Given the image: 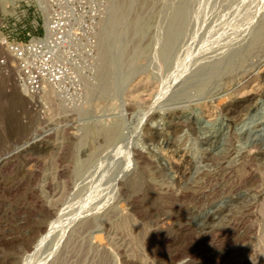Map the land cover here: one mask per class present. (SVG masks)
Masks as SVG:
<instances>
[{"label": "rangeland", "instance_id": "obj_1", "mask_svg": "<svg viewBox=\"0 0 264 264\" xmlns=\"http://www.w3.org/2000/svg\"><path fill=\"white\" fill-rule=\"evenodd\" d=\"M43 7L0 0V60L96 11V62L37 95L0 67V264H264V0Z\"/></svg>", "mask_w": 264, "mask_h": 264}, {"label": "built area", "instance_id": "obj_2", "mask_svg": "<svg viewBox=\"0 0 264 264\" xmlns=\"http://www.w3.org/2000/svg\"><path fill=\"white\" fill-rule=\"evenodd\" d=\"M46 2L37 0L36 13L45 12ZM58 3L68 8L75 0H58ZM101 19L99 12L93 11L87 19L80 14L69 24L70 17L59 12L46 20L43 36L28 33L26 38L19 39L3 34L2 45L12 59L17 83L29 94L37 95L47 88H66L69 81L80 80L85 70L92 73ZM79 29L81 32H77ZM4 66L7 61L1 59L0 67Z\"/></svg>", "mask_w": 264, "mask_h": 264}, {"label": "bare ground", "instance_id": "obj_3", "mask_svg": "<svg viewBox=\"0 0 264 264\" xmlns=\"http://www.w3.org/2000/svg\"><path fill=\"white\" fill-rule=\"evenodd\" d=\"M117 14V13H116ZM115 17V16H114ZM120 17V16H119ZM115 21V20H114ZM116 23V22H115ZM114 24V23H113ZM140 27V26H139ZM140 31V30H139ZM105 34V33H104ZM136 34V33H135ZM119 36V35H118ZM104 38H105V36H103ZM110 37V36H109ZM120 38V37H119ZM116 39V38H115ZM117 40V39H116ZM111 41H112V39H111ZM120 41V40H119ZM106 42V41H105ZM121 42V41H120ZM117 44V43H116ZM121 44H122V42H121ZM105 50V49H104ZM104 54V53H103ZM6 59H7V61L9 60V62L10 61H12V59L8 56V55H6ZM7 64H8V62H7ZM10 69H11V72H12V74L14 73V70L11 68V66H10ZM102 71V70H101ZM106 78V77H105ZM22 87V86H21ZM23 88V87H22ZM24 89V88H23ZM52 90V89H51ZM24 91H26L25 89H24ZM27 92V91H26ZM49 97V96H48ZM242 103V102H241ZM241 103L240 102H236L235 104L239 107L240 105H241ZM247 106V105H246ZM242 107V106H241ZM225 108V107H224ZM227 108H229V106L227 107ZM245 111V110H244ZM205 133V132H204ZM205 135H206V139H205V141L207 140V141H211L213 138H215V135H214V133L213 132H211V131H208V132H206L205 133ZM207 143V142H206Z\"/></svg>", "mask_w": 264, "mask_h": 264}]
</instances>
